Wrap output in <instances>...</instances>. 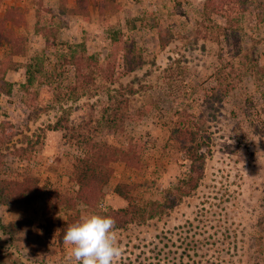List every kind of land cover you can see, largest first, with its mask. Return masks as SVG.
Wrapping results in <instances>:
<instances>
[{"label":"rangeland","instance_id":"obj_1","mask_svg":"<svg viewBox=\"0 0 264 264\" xmlns=\"http://www.w3.org/2000/svg\"><path fill=\"white\" fill-rule=\"evenodd\" d=\"M1 5L20 8L25 39L6 76L12 91L0 94V125L12 123L18 134L1 150L3 174L31 175L47 194L32 204L0 205V253L13 264H75L63 230L81 215L124 208L119 184H130L142 202L160 201L189 171L170 140L182 113L207 139L205 177L166 215L115 229L123 249L115 264H264V0H87L79 13L72 10L79 0ZM113 41L136 45L142 63L128 73L121 52L111 60L114 83L99 78L87 93H74L66 57L84 50L104 66ZM7 55L5 46L0 58ZM30 64L43 72L25 94ZM121 84L137 90L135 106L149 101L157 108L118 137L103 124L108 98ZM60 120L87 128L56 130ZM83 137H132L142 144L140 165L113 163L98 207L75 200V209L46 215L51 193L74 198L79 189L70 178ZM21 147L27 152L13 155Z\"/></svg>","mask_w":264,"mask_h":264},{"label":"trees","instance_id":"obj_2","mask_svg":"<svg viewBox=\"0 0 264 264\" xmlns=\"http://www.w3.org/2000/svg\"><path fill=\"white\" fill-rule=\"evenodd\" d=\"M1 3L2 0H0V51L6 46L8 55L5 58H0V94H10L12 84L6 76L13 63V57L23 53L25 39L18 32L21 27L18 20L22 18L20 8L8 7L3 11L1 10ZM86 3L87 0H79L80 9L78 6L77 9H72L73 12L84 11ZM225 17L227 24L231 23L232 17L229 14ZM121 52L128 73H132L134 68L143 61L140 53L138 54L136 45L122 41H113L112 53L107 57L108 62L104 66L93 54L84 50L81 53L72 51L71 55L66 57V61L74 70L73 85L71 86L74 93L79 91L82 94L87 93L92 87L97 86L96 83L99 78L101 83H114L115 62L111 63V60L116 61ZM32 67V64L27 66V79L22 85V91L25 94L29 93L30 88L40 76L39 74L43 72L41 64L37 72L33 71ZM260 70L264 75V67H261ZM114 93L115 95L109 96L104 107L106 117L103 125L118 137L127 134L128 123L142 121L153 109L157 108L154 103L149 101L140 104V106H135L133 98L137 94V90L132 84H121L119 88L114 90ZM181 116L182 119L173 124L170 140L180 152L184 153L189 162L188 173L179 178L176 186L164 190L163 198L160 201L142 202L133 195L134 189L130 184H119L115 192L127 201V205L121 209H110L108 213L104 214L114 218L115 229H123L131 224H142L148 220L162 217L199 188L205 177L209 145L207 139L196 129L195 120L184 119L182 113ZM65 122V120L58 121L55 129L81 132L79 130L87 128V124L70 127L64 125ZM14 128L15 126L10 122H4L0 125V205L14 202L32 204L47 194L44 187H39L31 175L23 176L21 179H9L4 176L3 167L5 163L2 159L4 155L1 150L17 137L18 134ZM116 138L111 142L105 139L96 140L92 137H83L78 142L82 145L84 153L75 159L70 179L78 185L79 189L74 198L51 193L45 204L44 214H51L60 208L73 210L75 209L73 206L75 200L90 208L98 207L103 196V189L108 184L110 173L112 174L111 166L113 163L121 161L129 168L137 169L139 167L138 157L142 147L141 142L132 137L124 142H120ZM21 152H27V148H16L13 155L20 156ZM9 227L11 226H4L3 229L8 230ZM13 227L17 230L20 229L19 224Z\"/></svg>","mask_w":264,"mask_h":264},{"label":"clouds","instance_id":"obj_3","mask_svg":"<svg viewBox=\"0 0 264 264\" xmlns=\"http://www.w3.org/2000/svg\"><path fill=\"white\" fill-rule=\"evenodd\" d=\"M100 207L103 211V205ZM115 224L111 216L90 213L67 225L62 240L75 264H115L123 255Z\"/></svg>","mask_w":264,"mask_h":264},{"label":"flooded vegetation","instance_id":"obj_4","mask_svg":"<svg viewBox=\"0 0 264 264\" xmlns=\"http://www.w3.org/2000/svg\"><path fill=\"white\" fill-rule=\"evenodd\" d=\"M0 264H13L6 256L0 253Z\"/></svg>","mask_w":264,"mask_h":264}]
</instances>
